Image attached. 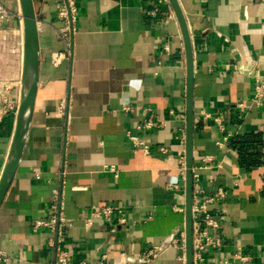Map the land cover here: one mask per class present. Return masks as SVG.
<instances>
[{
    "label": "crops",
    "instance_id": "1",
    "mask_svg": "<svg viewBox=\"0 0 264 264\" xmlns=\"http://www.w3.org/2000/svg\"><path fill=\"white\" fill-rule=\"evenodd\" d=\"M59 1L34 3L37 85L0 205V249L8 264L54 260L51 233L35 221L50 217L58 188L67 264H137L153 245L155 264H186V52L176 14L169 0H72L65 20ZM177 2L193 66L192 207L225 190L207 205L222 246L205 261L264 264V98L251 100L256 75H264V0ZM22 37L19 0H0V175L19 101ZM149 118L162 124L137 128ZM105 204H118L126 222L92 217L86 225L92 206Z\"/></svg>",
    "mask_w": 264,
    "mask_h": 264
},
{
    "label": "built area",
    "instance_id": "2",
    "mask_svg": "<svg viewBox=\"0 0 264 264\" xmlns=\"http://www.w3.org/2000/svg\"><path fill=\"white\" fill-rule=\"evenodd\" d=\"M72 0H60L57 4L58 15L65 20L72 17ZM9 85L3 86L1 100L4 106L8 105L7 91ZM264 98V75H256L252 90V102L255 105H261ZM63 106V105H62ZM127 109V108H126ZM161 120L147 119L137 128H150L154 125L160 126ZM128 139L135 147H140L144 154L150 152V145L148 142L138 139L135 135L128 133ZM161 154L167 153V148L164 146L158 147ZM182 163L181 170L185 171L184 157L180 156ZM193 177V176H192ZM225 197V190L218 188L212 195L204 199L202 202L193 205L192 207V251L194 264H208L205 261L204 254L209 250H219L222 246V238L214 234L219 228L220 221L218 217L207 210V205L213 202H219ZM51 215L46 220L35 221V226H44L51 233L47 245L54 249L55 258L49 264H67L70 259L68 250L61 247L63 240V230L69 225L68 220L63 215L62 192L55 188L52 190L50 202ZM102 218L105 222L115 220L117 224H124L125 217L121 214V207L118 204H105L101 206H92L90 216L85 218V224H91V218ZM184 250V246H181ZM158 254V246L153 245L140 254V259L137 264H155ZM9 256L5 250L0 249V264H8ZM184 260V257H183ZM227 264L226 261L222 262Z\"/></svg>",
    "mask_w": 264,
    "mask_h": 264
},
{
    "label": "water",
    "instance_id": "3",
    "mask_svg": "<svg viewBox=\"0 0 264 264\" xmlns=\"http://www.w3.org/2000/svg\"><path fill=\"white\" fill-rule=\"evenodd\" d=\"M36 0H19L22 17V74L19 101L16 106L15 124L0 175V205L12 181L22 153L27 135L38 75V38L34 3ZM179 23L186 52V222H185V263L193 264L192 251V173H191V135H192V79L193 66L190 40L186 22L177 0H169Z\"/></svg>",
    "mask_w": 264,
    "mask_h": 264
}]
</instances>
